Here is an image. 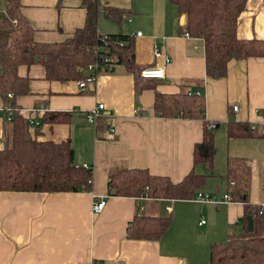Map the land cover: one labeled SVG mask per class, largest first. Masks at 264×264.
<instances>
[{"label":"crops","instance_id":"1","mask_svg":"<svg viewBox=\"0 0 264 264\" xmlns=\"http://www.w3.org/2000/svg\"><path fill=\"white\" fill-rule=\"evenodd\" d=\"M98 1L97 33L131 36L137 69H163L165 78L137 84L133 72L117 66L81 91L77 81H47L41 65L18 68L19 77L29 79L28 94L15 99L21 117L32 118L31 110L39 107L68 114L62 122L40 121L34 137L41 142L69 140L75 164L92 169L91 192H0V264H210L211 247L241 236L245 229V205L234 199L236 181L227 176L228 160L248 168L247 205H264V136L227 135L228 122L250 126L264 115V60L231 61L224 78H208L203 41L185 36L186 18L169 0ZM20 3L40 44L61 43L84 26L80 0ZM101 8L121 11L120 23L107 19ZM4 11L0 8V15ZM236 35L242 41H264V0H247ZM156 95L202 97L203 119L159 116ZM99 105L105 107L102 118L96 126L88 124L86 115ZM5 107L0 96V150L8 129ZM205 123L214 134L212 169L193 160ZM30 130L33 134L34 128ZM114 169L146 170L175 184L193 171L206 181L190 200L122 198L108 192ZM198 193L216 203L195 201ZM99 199L106 206L94 214ZM139 208L148 217L171 216L159 240L126 239V228Z\"/></svg>","mask_w":264,"mask_h":264},{"label":"trees","instance_id":"2","mask_svg":"<svg viewBox=\"0 0 264 264\" xmlns=\"http://www.w3.org/2000/svg\"><path fill=\"white\" fill-rule=\"evenodd\" d=\"M80 1L86 12L84 26L61 43L40 44L35 41L34 31L21 12L20 0H5V15H0V96L13 112L11 120L6 119L8 129L4 147L0 150V192L49 195L74 193L73 190L91 192L92 170L75 164L70 141H38L34 137L38 134V127H34L32 134V127L21 117L15 99L28 94L29 79L19 77V67L41 65L47 81L68 83L82 80L85 68L104 56L133 72L137 84L141 80L149 81L141 77L142 70L139 71L134 64L132 37L118 34L106 36L103 40L97 33L99 1ZM169 1L180 15L185 16L187 33L203 41L208 78H224L231 61L264 60V41H242L236 35L238 18L247 0ZM102 10L107 19L120 23L121 11ZM154 109L164 118L203 119L204 101L194 95H156ZM67 116L63 112H46L39 121L57 123L65 121ZM227 135L229 138L253 136L248 124L234 122H228ZM214 154V134L205 123L203 138L194 146V164H204L212 169ZM239 163L238 160H228L227 176L236 181L234 199L245 205L244 233L230 237L222 245H213L210 264H264V218L259 214L260 207L247 205L249 172L247 167L237 165ZM205 181L206 176L193 171L175 184L166 177L152 176L146 170L114 169L109 172L108 192L111 194L114 190L115 196L122 198L184 201L190 200ZM249 218L252 231H248ZM170 223V215L148 217L138 212L126 228V239L157 241Z\"/></svg>","mask_w":264,"mask_h":264},{"label":"built area","instance_id":"3","mask_svg":"<svg viewBox=\"0 0 264 264\" xmlns=\"http://www.w3.org/2000/svg\"><path fill=\"white\" fill-rule=\"evenodd\" d=\"M4 4H5V0H3ZM3 14H5V11L3 12ZM101 36V35H100ZM137 36H140V33H137ZM186 37L189 36V34L185 35ZM103 38V40L106 39V36H101ZM107 53V51H106ZM168 60H166L167 62ZM117 68V65H115L110 59L109 57H104L102 56L100 59L95 60L92 64L88 65L85 68L84 71V77L82 80L77 81V87L83 91L85 89H87L90 86H94L98 76L101 73L104 72H113L115 71V69ZM141 77L143 79H147V80H164L165 78V73L163 69H157V68H146L143 69L141 71ZM8 98H12L11 95L7 96ZM105 107L103 105H99L95 108H93L87 115H86V120L88 122V124L96 126L98 120L100 118H102V112L104 111ZM5 113L7 114V121L11 120L12 117V108L10 106H6L4 109ZM233 112L238 111V106H233L232 107ZM46 113V110L43 107H39V108H34L33 110H31L30 114L32 115V118H28L27 122L30 125V127L34 128V127H38L40 125V121L38 120V115L40 114H44ZM213 126L210 125L209 129H211ZM111 131V130H110ZM249 132L253 135L256 136H260L263 137L264 136V115H262V117L260 118L259 122L256 124H251L249 126ZM85 170H92L91 167L89 166H83L82 167ZM230 186L233 187L234 183L231 182ZM224 200L229 202L230 196L226 195L224 196ZM195 201L198 202H206V203H216L212 197L208 196V195H203L202 193H198L195 196ZM106 206V202L103 199H99L96 202H94L93 204V212L94 214H100L104 208ZM139 213H142V209H138ZM259 214L261 216H263L264 214V205L260 207L259 209ZM200 224H204V222H201Z\"/></svg>","mask_w":264,"mask_h":264},{"label":"water","instance_id":"4","mask_svg":"<svg viewBox=\"0 0 264 264\" xmlns=\"http://www.w3.org/2000/svg\"><path fill=\"white\" fill-rule=\"evenodd\" d=\"M217 127H218V126H217ZM73 192L75 193L76 190H73ZM111 195H112V196H115V195H116V192L113 190V191L111 192ZM248 231H252V220H251V218L248 219Z\"/></svg>","mask_w":264,"mask_h":264},{"label":"rangeland","instance_id":"5","mask_svg":"<svg viewBox=\"0 0 264 264\" xmlns=\"http://www.w3.org/2000/svg\"><path fill=\"white\" fill-rule=\"evenodd\" d=\"M4 7H5V5H4L3 0H0V8H4ZM214 150H215V154H216V148Z\"/></svg>","mask_w":264,"mask_h":264}]
</instances>
